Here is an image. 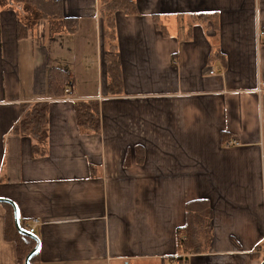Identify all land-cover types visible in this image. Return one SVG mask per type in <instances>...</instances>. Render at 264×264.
Here are the masks:
<instances>
[{"label":"crops","instance_id":"0c3cea01","mask_svg":"<svg viewBox=\"0 0 264 264\" xmlns=\"http://www.w3.org/2000/svg\"><path fill=\"white\" fill-rule=\"evenodd\" d=\"M57 1L76 32L41 21L19 36L18 11L0 9V200L13 206L9 220L0 202V264H23L16 227L33 221L41 264L264 263V0H133L139 15L115 13L120 95L107 91L102 1ZM51 67L71 100L49 93ZM80 101H98L100 133L78 130ZM40 102L43 157L12 133L20 107ZM195 200L210 203L212 239L177 255Z\"/></svg>","mask_w":264,"mask_h":264},{"label":"trees","instance_id":"16d2710c","mask_svg":"<svg viewBox=\"0 0 264 264\" xmlns=\"http://www.w3.org/2000/svg\"><path fill=\"white\" fill-rule=\"evenodd\" d=\"M100 13L105 22V37L109 45V51L106 52L105 62L108 73V90L112 95H120L123 90V78L119 57L117 55L116 38V19L117 12H122L128 16L139 15L137 4L133 0H101ZM15 8L19 17L17 21V31L19 36H26L34 26L41 21L50 22L55 26L60 23L59 28L53 30L51 34L60 32L74 33L77 30V19L64 18L61 13V5L57 0H0V9ZM192 23H206L218 30V16L216 14L192 15ZM158 25V17H155ZM56 27V26H55ZM61 27V28H60ZM164 32L165 28L158 26ZM192 31V25L189 26V34ZM66 73L55 67L49 70V93L51 95H61L63 87L68 81ZM48 93V94H49ZM20 110V119L15 124L13 132L19 136H28L35 141L33 153L35 156L43 157L47 154L48 135H49V103L40 102L34 104H23ZM74 110L76 114V123L78 130L83 134L100 133L101 113L98 101H80L75 102ZM8 208L9 220H12V204L7 200H0ZM212 210L207 200H195L186 203L185 207V225L177 229V255L180 254H199L208 250L210 240L212 239ZM23 247L19 250L20 261L23 264H41L39 255V240L35 235L28 233L26 228L16 227ZM8 238V232L6 235ZM181 257V258H180ZM178 261H182L180 256Z\"/></svg>","mask_w":264,"mask_h":264},{"label":"built area","instance_id":"2783aa9c","mask_svg":"<svg viewBox=\"0 0 264 264\" xmlns=\"http://www.w3.org/2000/svg\"><path fill=\"white\" fill-rule=\"evenodd\" d=\"M42 29V28H41ZM40 29V30H41ZM41 34H42V32H41ZM258 37H259V40L261 41V42H263L264 43V29L263 30H261V31H259L258 33ZM216 70H214V68L211 70V72L209 73V74H211V75H215L216 73ZM71 90H70V88H65L64 89V91H63V93H64V97H63V100H66V101H69V100H71ZM234 144H236V142L235 141H231V142H229V145L231 146V145H234ZM37 227H38V224H37V222H32V225H30L28 228H27V231H28V233H30V234H32V235H34L35 233H36V229H37ZM262 253H263V255H264V250L262 251Z\"/></svg>","mask_w":264,"mask_h":264},{"label":"rangeland","instance_id":"374dc122","mask_svg":"<svg viewBox=\"0 0 264 264\" xmlns=\"http://www.w3.org/2000/svg\"><path fill=\"white\" fill-rule=\"evenodd\" d=\"M45 27H46V26H45ZM40 29H41V27H40L39 29H37V30H38V35H41L40 32H39ZM41 30L43 31V29H41Z\"/></svg>","mask_w":264,"mask_h":264},{"label":"water","instance_id":"95a60500","mask_svg":"<svg viewBox=\"0 0 264 264\" xmlns=\"http://www.w3.org/2000/svg\"><path fill=\"white\" fill-rule=\"evenodd\" d=\"M15 218H16V220H17V215H16V211H15ZM27 264V263H26ZM262 264H264V263H262Z\"/></svg>","mask_w":264,"mask_h":264}]
</instances>
